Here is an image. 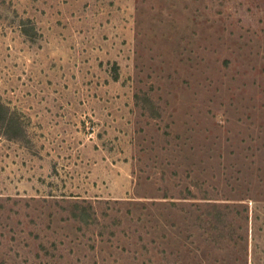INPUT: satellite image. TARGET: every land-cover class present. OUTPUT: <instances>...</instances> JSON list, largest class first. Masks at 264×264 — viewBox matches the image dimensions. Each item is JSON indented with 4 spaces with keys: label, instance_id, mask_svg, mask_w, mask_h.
<instances>
[{
    "label": "rangeland",
    "instance_id": "374dc122",
    "mask_svg": "<svg viewBox=\"0 0 264 264\" xmlns=\"http://www.w3.org/2000/svg\"><path fill=\"white\" fill-rule=\"evenodd\" d=\"M0 102V264H264V0H0Z\"/></svg>",
    "mask_w": 264,
    "mask_h": 264
},
{
    "label": "trees",
    "instance_id": "16d2710c",
    "mask_svg": "<svg viewBox=\"0 0 264 264\" xmlns=\"http://www.w3.org/2000/svg\"><path fill=\"white\" fill-rule=\"evenodd\" d=\"M0 127L2 128L4 135H8L9 130H20V122L13 113L8 111L7 106L0 102ZM11 137V136H10Z\"/></svg>",
    "mask_w": 264,
    "mask_h": 264
}]
</instances>
